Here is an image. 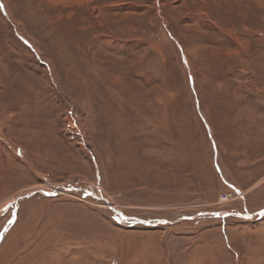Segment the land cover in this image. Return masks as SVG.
<instances>
[{
  "label": "rangeland",
  "instance_id": "1",
  "mask_svg": "<svg viewBox=\"0 0 264 264\" xmlns=\"http://www.w3.org/2000/svg\"><path fill=\"white\" fill-rule=\"evenodd\" d=\"M0 80V264H264V0H0Z\"/></svg>",
  "mask_w": 264,
  "mask_h": 264
},
{
  "label": "crops",
  "instance_id": "2",
  "mask_svg": "<svg viewBox=\"0 0 264 264\" xmlns=\"http://www.w3.org/2000/svg\"><path fill=\"white\" fill-rule=\"evenodd\" d=\"M0 85H1V87L5 86L3 84L2 80H0ZM222 210L223 211L218 210V211L214 212L212 215H216V217H227V216L233 215L232 210H229V211H228V209H222ZM217 213H220V214H217ZM160 222H161V220H158L156 223H160ZM144 225H146V224H144Z\"/></svg>",
  "mask_w": 264,
  "mask_h": 264
},
{
  "label": "water",
  "instance_id": "3",
  "mask_svg": "<svg viewBox=\"0 0 264 264\" xmlns=\"http://www.w3.org/2000/svg\"><path fill=\"white\" fill-rule=\"evenodd\" d=\"M261 213H262V212H261ZM261 213H260V214H261Z\"/></svg>",
  "mask_w": 264,
  "mask_h": 264
},
{
  "label": "bare ground",
  "instance_id": "4",
  "mask_svg": "<svg viewBox=\"0 0 264 264\" xmlns=\"http://www.w3.org/2000/svg\"><path fill=\"white\" fill-rule=\"evenodd\" d=\"M31 195V194H30Z\"/></svg>",
  "mask_w": 264,
  "mask_h": 264
}]
</instances>
